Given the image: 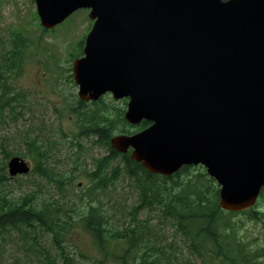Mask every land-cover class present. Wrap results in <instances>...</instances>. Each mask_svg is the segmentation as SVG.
I'll return each instance as SVG.
<instances>
[{
	"label": "water",
	"instance_id": "1",
	"mask_svg": "<svg viewBox=\"0 0 264 264\" xmlns=\"http://www.w3.org/2000/svg\"><path fill=\"white\" fill-rule=\"evenodd\" d=\"M52 29L80 9L93 26L72 75L81 101L128 98L151 125L111 147L151 175L201 165L219 207L241 212L264 186V0H34ZM11 177L29 169L20 158Z\"/></svg>",
	"mask_w": 264,
	"mask_h": 264
},
{
	"label": "rangeland",
	"instance_id": "2",
	"mask_svg": "<svg viewBox=\"0 0 264 264\" xmlns=\"http://www.w3.org/2000/svg\"><path fill=\"white\" fill-rule=\"evenodd\" d=\"M35 13L33 0H0V54L11 57L7 60L9 64L13 61L20 64L21 71L8 83L15 94L23 95L21 104L13 112L10 114L6 110L0 118V163L4 154L24 159L31 168L36 163H44L52 177L48 181L34 169L25 176H7L8 181L0 194L3 192L7 201H18L23 195L37 196L35 205L40 207L45 203L64 208L72 212L69 215L76 222L79 214L85 211L87 200L96 197L95 203L102 204L111 225L125 227L128 223L126 213L137 204L139 190L121 173L104 192L96 189L93 195L86 196L92 186L87 174L93 172L95 161L106 156L108 150L94 144L91 138H81L80 148L76 147L77 119L70 114V108L76 107L78 100L70 58L82 56L80 44L92 23L88 20V11H78L48 31L42 30ZM22 46L25 48L19 50ZM103 103L110 113L113 108H126L124 100L115 101L110 95L104 96ZM85 108L93 109L90 105ZM26 140L35 141L37 151L40 154L46 152V156L41 159L36 153L30 154ZM71 143L76 144L72 147ZM117 165L122 166L120 157L110 163V167ZM5 170L7 172L6 163ZM203 170L200 166L191 169L193 173ZM38 187L41 192L36 195ZM257 211L264 212V197L258 201ZM138 219L149 221L162 245L171 244L178 251L184 250L183 240L174 235L170 223H159L156 211H143ZM231 219L238 228L236 239L243 238L249 254L258 253L255 264H264V221L248 220L246 214H237ZM7 237L0 239V264H43L44 260L37 254L22 249L16 233ZM38 240L49 256L55 258L57 251L50 236L38 235ZM65 245L74 264H98L96 261L100 257L92 239L80 225L74 226ZM215 264L226 263L215 261Z\"/></svg>",
	"mask_w": 264,
	"mask_h": 264
},
{
	"label": "trees",
	"instance_id": "3",
	"mask_svg": "<svg viewBox=\"0 0 264 264\" xmlns=\"http://www.w3.org/2000/svg\"><path fill=\"white\" fill-rule=\"evenodd\" d=\"M13 53L17 52L13 50ZM10 58L6 54L0 57V118L6 110L11 114L23 98V95L15 94L8 83L16 75L13 74V66L16 67V64L7 62ZM19 67L20 64H17L16 68ZM78 104L82 106V103ZM93 105L97 106L95 103ZM113 110L112 113L105 114L103 110L70 108V114L76 117L80 131L75 136L76 147L80 148L78 143L81 137L92 138L94 144L108 149L109 161L117 157L122 160L121 168L116 166L117 168L111 169H108L106 162L96 161L93 172L87 174L92 186L86 196L93 195L96 189L104 192L118 180L121 173L139 190L137 204L126 213L127 225H111L109 217L103 212L102 204L95 203L96 197L87 200L86 209L79 214V221L76 222L69 215L72 212L64 208L45 203L40 207L35 205L37 196L23 195L18 201H7L2 192L0 239L16 233L22 249L37 254L44 260L43 264H74V258L66 252L65 243L74 226L80 225L92 239L100 257L96 261L98 264H215V261L226 264H255L259 259L258 253L249 254L243 238L236 239L238 228L231 219L235 214L219 208L218 186L204 170L193 173L191 169L196 167L185 166L169 177L151 175L140 164L129 160L127 156H119L110 148L109 140L115 133L132 134L126 129L128 125L123 119V110ZM148 125L147 122H142L134 129L141 131ZM28 140L27 151L30 154L36 153L41 159L46 156V152L40 154L37 151L35 141ZM75 144L71 143V146L74 147ZM9 156L10 154H4L0 163V190L8 181L5 162ZM36 173L51 181L52 176L43 164L36 166ZM36 191V195H39L41 188L38 187ZM261 196H264V188ZM143 211H156L159 223H170L174 235L183 240L184 250L178 251L171 244L162 245L149 221L138 219ZM244 214L248 220L264 221V212L252 209ZM38 235L50 236L57 251L55 258L50 257L41 246Z\"/></svg>",
	"mask_w": 264,
	"mask_h": 264
},
{
	"label": "flooded vegetation",
	"instance_id": "4",
	"mask_svg": "<svg viewBox=\"0 0 264 264\" xmlns=\"http://www.w3.org/2000/svg\"><path fill=\"white\" fill-rule=\"evenodd\" d=\"M14 64H16V63L13 61V65H14ZM16 67H17V64H16ZM16 67H14V66H13V68H14L13 70H15V69H16Z\"/></svg>",
	"mask_w": 264,
	"mask_h": 264
},
{
	"label": "bare ground",
	"instance_id": "5",
	"mask_svg": "<svg viewBox=\"0 0 264 264\" xmlns=\"http://www.w3.org/2000/svg\"><path fill=\"white\" fill-rule=\"evenodd\" d=\"M12 64V63H11Z\"/></svg>",
	"mask_w": 264,
	"mask_h": 264
}]
</instances>
